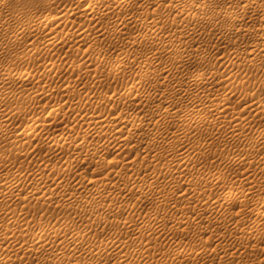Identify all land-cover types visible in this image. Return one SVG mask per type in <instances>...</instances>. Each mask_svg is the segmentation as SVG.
<instances>
[{"label": "rangeland", "instance_id": "374dc122", "mask_svg": "<svg viewBox=\"0 0 264 264\" xmlns=\"http://www.w3.org/2000/svg\"><path fill=\"white\" fill-rule=\"evenodd\" d=\"M224 1L225 0H217L216 5H220ZM259 1L261 2L262 0L254 1V6L256 7L257 5L256 9H260L259 13L261 14L263 13L261 15L263 16L264 2L262 1L261 3L263 4H261ZM99 4L100 5L104 4L102 7L108 6L110 10H113L114 12H117L124 16L126 15L134 16V17L142 16L143 18L149 20L150 23L146 25L130 22L125 26L124 30L134 36L141 31H149L152 25L165 30L163 33L157 36L155 40L156 42L160 40H165L167 38V35L170 33L173 34L174 42L168 43L167 47L170 48L174 47L177 49H181L182 54H185L183 60H174L169 58L167 55L166 48L162 47L160 49V59L156 60L154 63L149 59V57L152 49L154 48L155 41L143 42L139 46L137 54L134 55V53L131 52L133 44L127 40H119L117 38L112 37L113 36L112 33L108 35L104 33L101 36H97L99 35L98 33L95 34L94 30H90V33L86 34V36L84 37L85 38L84 41L81 43L78 42L75 35L78 22H82V23L87 22V24L91 25L90 27H93L94 29L100 27L102 23L108 24L111 28H114L118 25V22L116 20L111 21L107 16H95L91 20L90 18L91 15L90 14L87 15L89 10L86 8V4L79 5L77 0H0V68L5 65L11 67L13 70V72L10 74H2L0 72V98H1L0 99L1 102L0 129L2 130L11 129V132L13 134L15 133L18 134L22 130V128L24 129L25 126L31 124V117L36 115L37 116L41 115L42 119H45V116H47L48 112L53 111L57 113L59 116L58 117L57 115H55V118L57 117L56 121L58 120V123L56 122L58 124L57 127L61 128L68 134H72L73 136H78L79 130H81L79 132L80 134L82 133V131L88 129V124L82 123V120L79 118L81 117V115H77V116L74 115L73 113L74 112L73 108L75 107L74 103H70V104L68 103L62 105L60 103H57L58 101H62L67 94L72 95L79 90L84 91L85 88H92L93 90L91 89L92 91L90 92H94V95H92L93 93L90 92H89L90 94L89 93L88 94L89 97L90 95H92L90 99L93 100V97L100 92L106 95H110L114 91H123L125 88H127L132 83H134L139 78V75L143 74L149 76L151 73H153L156 67V63H160V62L162 63L164 62L168 64L176 71V74L171 76L176 80V83L185 84L188 83V81L191 78H193L195 73L198 71V67L195 64L193 65V60L195 63L197 57H200L202 55L203 56L208 55L209 57L208 56H207L208 58L206 57L207 60L204 63V67L202 71L206 72V77H207L205 79V82L203 83L204 88L206 90L208 88H214L212 90V92L214 93L213 94L210 93L209 94L210 96L207 95L206 91H202V90L193 93H190L188 90L185 92L182 91L184 92L183 94L171 95L167 90L166 85L163 84L161 78H159V81H157L153 78V76L150 75L149 76L150 78L144 82L143 87L148 86L150 83L154 84L155 82L157 83V87H158L156 93H152V95L148 99H146L144 102H141L143 93L139 89V94L137 98L133 102L124 103L120 105L119 109L131 108L132 112H134L133 113L134 115L136 114L143 116L146 122L141 126L138 132L144 133L147 132L149 128L153 127L154 123L156 122L161 123L162 126L165 127L166 129L170 128V126L171 127L174 126L175 123L174 119L171 120V122L164 121L162 118H160L159 115V110L164 111L165 107L168 104H172L174 107L180 108L182 110V114L184 115V117L182 115V118L187 117L193 111L192 110L193 107L200 106L199 112L202 114L201 121L196 122L195 125L192 124L190 126L191 133H188L185 136L181 135V139L185 143L187 141H190V143L187 142L189 147H193L195 149L194 150L192 148H187L186 150L187 151L186 154H188V151L190 150L189 151L190 155L189 154L188 155L190 157L192 156L191 160L193 161L192 163L193 165L191 164L192 168L191 167L190 168L193 170L195 169V172H197L196 171L197 169L213 171V172H224L223 174L226 173L225 175L228 176V177L226 176L227 179L233 177L236 178L240 176L241 173H244L245 170L247 171L248 169H252V170L257 169L258 173L264 174V166H263L264 164H262V166L258 165V163H260L258 162L259 161L258 159L264 156V140L257 141L254 147L248 148L247 145H244L248 141L256 140L258 138L260 130L264 131V109L262 107L256 109V105L255 107L250 105L251 103L253 104V101L257 102L258 101L257 99L259 97H264V55L260 54L259 56H253L249 54L250 53L249 50L252 48V45L261 39L259 38L260 35L259 36H256L257 34L254 35L253 37L255 38L253 39L252 36L251 38L249 36L250 38L249 40L248 37H247L248 39L246 37L241 38L237 34H236L237 36H235V34H231L229 35V37L227 35L226 36L220 35L217 32L218 30H216L215 32L213 31V33L215 34L217 32L218 33V34L216 33L217 35L214 36V34L211 33L213 34L211 36V34L207 33V35L204 36V34L206 33L202 32L201 28H199L200 30L197 28L198 32H200V34L199 33L197 34L198 36L195 34L191 35L190 34L191 30L187 27H184L186 20L190 17V15L182 11L179 7H175L172 10H165L164 8L156 5L142 7L140 2L131 3L130 5L128 4L125 6L124 4L117 5L116 3L114 4L110 2H105V3L101 2ZM259 6L260 8H258ZM68 8H74V10L76 11V14L74 16L76 24L72 27L65 25L64 24L65 21L61 18L62 13ZM252 9L253 8H250V10ZM40 14H46L47 16L41 23L40 27L35 28L34 22L38 19V16ZM206 21H210V20L206 18L202 24L208 26L209 22ZM257 21L259 20L257 19ZM251 23L252 22L247 23L246 25L243 24L244 28H249V29L251 28L252 30L254 28L253 25H255V23H252L253 25ZM192 26H194V24L190 25V27ZM175 28H177L178 30L174 31ZM22 29H24V32L22 34H19V31ZM196 36H197V41H196ZM216 36L219 37L218 39L219 41L217 40ZM222 36L223 37L225 36L224 40ZM192 37L195 39H192ZM203 37L205 38L203 39ZM207 37L209 39H207ZM256 38L259 39L257 40ZM189 39L191 40L189 41ZM226 39H229L228 40L229 43L227 42ZM186 40H188L189 44L191 43L190 46L192 45L190 47L188 44L187 49L181 47V41H186ZM253 40L256 41L254 42ZM221 43L225 47L227 45V48H224V46ZM221 49L227 51L224 52V50H222L225 53L224 56H222ZM229 51H233V53L232 52L229 53ZM235 51L236 53H234ZM205 52H207L208 54ZM227 54L229 55L231 54L232 56H228ZM120 60H124L122 61L124 68L117 72H113L111 70L112 64ZM49 63H52L54 65L53 70H45L43 68L46 64ZM74 63H76L77 65H74ZM214 70L215 71L219 70L221 72L223 70L224 71L222 72L223 73L222 74L221 72H215ZM230 70H232L233 72ZM211 71H213V73L215 72V74L220 73L222 75L220 76V74H218L219 76L216 75V77L213 78L215 74L213 75ZM231 72L233 74H230ZM170 74H172V72H170ZM224 74H227V76L226 75L224 76ZM49 75L55 76L56 81L55 82L46 81ZM222 76L224 78L228 77V80L227 78L223 79ZM221 78L223 80H221ZM68 80H70V85L64 86V83ZM215 80L217 81L215 82ZM229 82H231V84ZM48 87H51L53 89L52 97H49V95L47 97V95L45 94L46 92L43 91L48 89ZM223 91H226L228 93L230 99L229 102L228 100L226 101V105L229 106L227 107V109H225L226 107L222 109V113L228 117L227 119L232 117V115L234 117L237 115L238 117H240L241 114L242 116L240 117L239 121H242L243 119V122L246 123L244 124L242 122L240 125L245 126V128H243V126H240L242 129L237 128L235 130V133H232L231 131L228 132L223 131L224 128L227 126L226 123L225 124L224 122L219 123L218 120L216 121L214 119L216 104L217 102L221 101L222 97L220 98V96L223 94L222 93ZM217 92L218 94L219 93L220 94L219 95L215 94ZM30 93L32 96H34L33 94H38L39 96L37 95V98L36 96L34 97L36 98L35 100H31L29 98ZM212 96H214V98ZM243 99H247L248 101L247 100L244 101ZM249 102L250 104H248ZM99 103L98 104L100 105L103 112H108L112 109V104L109 101L104 100L102 102L100 101ZM238 111H240L239 114ZM73 115L76 118L80 119L81 121L76 119L75 117L74 120ZM60 119L65 121L63 122ZM59 120L61 122H59ZM59 123H61L62 125ZM80 125L82 126V128L80 127ZM228 129L230 130L231 127H229ZM240 130L243 131L240 133ZM36 132H40V130L37 128ZM100 132L101 131H99L98 133ZM210 132L212 133V138L206 139L205 141L204 138L206 137V134ZM198 134H202L201 140L198 139L197 142H193L197 140V137H194V135H198ZM45 135L46 134H44V136ZM186 136L187 138H189V140L186 138ZM134 138L137 137L134 136ZM193 138H195L196 140L195 139L192 140ZM163 140L164 142L166 141L165 144L164 142L162 143ZM163 140L158 141L159 144L157 141L152 142L150 140L152 145H150L149 144L150 142H148L147 144L144 143L141 146H138L139 147L137 148L139 153L138 156L140 157L137 156L138 159L136 158V162L133 168L142 169V167H144L147 164L146 167L148 171L146 169H142L141 171L143 172L140 173L139 175L140 178H143L144 180L146 179L151 180V179H155V177L157 179V176L155 175H158L157 180H159L160 182L159 185L162 184L161 186H159V190L163 191L164 194L176 186V182L171 178V174H176V171L178 169L177 166L179 163L177 164V166L176 165L172 166L173 169L170 170L169 172H167L166 168H163L162 172L166 171L165 173H167V176L166 174L159 175V172L162 170L161 169L162 167L166 166L167 163L168 166L172 163L173 160L178 159L180 157V155H177V152H180V150L177 151L175 150V148H173L175 145L174 143H171L172 140L169 142L170 140L169 138ZM182 140H179L178 142ZM37 142L39 143H35L34 146L31 147V150L30 151L28 150L29 152L26 151L28 153V156H30V154L32 153L30 157L26 156L27 155L26 152H23L22 155L18 157L19 159L17 158L16 160L17 163L16 161L15 164L14 162L10 163L8 165L9 169H6L8 168L7 166L5 168L6 170H11L14 166V168L12 169L13 173L11 171L8 172L9 174L4 173L6 175L8 174L10 177L13 175L15 176L16 172L14 171L19 170V168L21 170L22 167L23 172H21L20 175L21 176L23 174L25 175L22 176L23 178L20 177L22 181V184L20 182V188L22 187L26 189V192L29 189L33 190L35 187L34 184H33L34 187L31 185L32 183H34L35 175L29 176L31 175V173H29L31 172V170L29 171H27L28 169L26 170V166L29 165V161H31V159L32 160L36 159V161L37 160L40 161L42 159L44 160L45 157L47 158V156L48 157L50 156L51 157V158L49 157L50 159L55 158L51 160L50 165H53V163L55 164L56 163L55 161H57V164H61V161L65 159L64 157L65 155L59 157L61 161L58 159V157H55L50 154L48 155L49 153L48 146L42 143L40 140H37ZM198 142H200L201 144H199ZM154 143L156 146H153ZM170 143L171 146L173 145L172 147L169 146ZM191 143L192 145L195 143V145L192 146ZM112 145L113 143L111 142H105L103 144V147L106 149ZM72 147H74L73 144L65 145V152L72 150ZM169 147H171L170 149L172 152L170 151ZM196 147H198V149H196ZM0 150L6 151V148H4V146H2L1 143H0ZM167 153H170L172 156ZM143 154L147 156H144ZM173 154H175L176 156L174 155L175 156L174 157ZM111 155L115 156L117 155V153L112 151ZM81 156L82 155H80V157ZM247 156L248 157L251 156V157L248 158ZM26 157L28 159L30 158L28 160V163ZM147 157L149 162L147 160ZM172 157H174V159H172ZM244 157L247 160H244L245 159ZM79 158L75 161L76 164L75 175L77 172H79V170L84 171L86 175L88 174L87 176H91L99 173V171L93 168L86 170V168L83 166V163L81 162V159ZM144 158H146V160ZM153 158H155L154 162H156L157 160L158 163V164L154 163V166H153ZM235 158L236 159L238 158L237 159L238 161L236 163L233 162L234 164H232V161L236 160ZM89 159L98 160V156H91L89 157ZM137 160L139 162H142L143 164L137 162ZM50 165L47 167L48 171H45V173L48 172L49 175L51 173V171H49ZM135 165H137V167H135ZM158 165L162 167L160 168ZM156 166L159 168L156 169ZM151 169H153L152 173H150ZM2 172H4V170H2ZM131 173L132 171H129L126 174L130 175ZM163 175H165V177ZM24 176L25 178L26 176H28L27 179H25ZM53 176L54 174L51 173L50 178L54 179L55 176L54 177ZM68 176L69 175L65 177L66 179H62V177L60 176L59 180L62 179L63 181L65 182L67 181V183L69 182L70 184V182L73 181L71 179H74V176L73 178L72 176L69 177ZM130 176H132V174ZM56 177L58 178L59 176ZM166 177H168L169 179L168 181ZM51 179L48 180L49 182L47 181V185H49L48 183L50 182H51L50 184H53ZM74 180L76 181V179ZM164 181L166 182L164 183ZM187 186L188 185H184V187ZM214 189H216V187H214ZM198 191L206 192V193L209 192V191H204L202 186H198ZM262 192L264 193V191ZM42 194L43 193H41L40 191L37 196L38 198L35 197L32 200V198L30 199L27 197L26 199L25 194L23 198V194H17V191L14 192L15 201L11 206L12 207L11 210L15 211L14 213H20L21 209L24 207L26 212L25 214L27 215L26 216L27 218L25 217V220L27 222L33 220L32 222H28V223L37 224L36 225L37 227H35V224L34 226L30 224L29 229L31 230V232L29 231V235L30 234L32 235L34 231L33 229H36L35 230L36 232L38 231L37 230V228L39 227L38 222L42 223L41 225L45 224L44 226H46V224H48L49 226L51 225L47 221H43L45 217L46 218L53 217L52 219L56 218V220L58 218V221L54 222L55 227L56 226L64 227L62 226V223H66L63 224L65 226L69 223L71 226L72 224L73 225L82 224L81 226L87 227L86 224L90 223V221H92V225H94L92 219L97 215V213L99 217H102L105 215V213L110 214L112 212L119 211L121 209L120 206L122 205L120 203H116L115 204L117 207L116 208L114 207L115 206L114 204L112 205L110 204L111 206L108 204L104 206L105 208L101 207V209L100 208L96 209L98 211H101L98 212L90 209L92 207L95 209L94 207L95 204L89 205L93 203L91 202L93 198L88 197V199H86L88 201L85 202L84 198L87 197L81 198L82 196L79 193L76 195L81 197L80 198L76 197V200H74L75 201L74 205L72 204L74 207L68 201L65 200L64 202V200L59 198L58 196L54 197V199L50 200L49 202H44L42 201L44 197V195ZM136 194L137 196H140L143 195V192ZM19 196H21L23 199L21 197L19 198ZM257 199H258L257 195H255L254 200ZM134 201L137 202L135 197L129 198L127 200L128 205L124 206L125 207L124 215L126 216L130 212L131 214H134L135 217H138L139 220L146 219L148 221L147 225L149 227L147 226L143 230V233L156 231V234L161 233L160 235L162 238H166L167 240H170L173 244L180 245L185 249H187L188 251H192L194 253V257L187 263H183V264H264V232L258 233L252 237L248 235L242 236L241 233L239 232H236L234 230H228L224 227H221L222 229L220 228V231H223V236L220 239H216L214 238V235L209 236L210 229H212V227L207 229L208 232H205L203 228H198L196 226L194 221H195V217L198 214V210L193 209L187 212V214L189 215L190 219L193 221L192 227L194 228V231H191L190 233L187 234H181L177 232L176 231L177 229L173 228L171 225L172 219L176 218V216H179L182 212H184L183 210H185L183 209L184 204L180 201V198H178L175 202L171 203V205L169 206L167 205V207L165 206L166 209L163 207V205L162 207H157L158 204L157 202H159V200L157 202L150 200L151 202L149 201L148 204L143 202L141 205H139V207L135 206L136 203H134ZM69 205H71L72 208H69L70 207ZM84 206L86 207L85 209ZM224 207H230V209L234 212L239 209L238 205H236L235 203L225 204ZM106 208L110 210L108 211ZM159 208L160 209L163 208L164 211L162 212L163 210L162 209V210H158L159 212H157V209ZM152 210L154 211V214L153 216L151 215L152 217L149 218V213ZM68 211L69 214H67ZM156 212L158 216H155L157 215ZM162 215L163 216L166 215V217L170 216L169 217L170 220L168 218L166 222V224H168L167 227L165 224V226H163L162 228H159V226H157V228L154 229V227H156L155 226L156 219L162 218L163 217ZM248 215H249V208L246 209L244 214L241 215L239 218L248 217ZM43 216L44 219L41 218ZM38 217H40L41 219ZM121 217L123 218V216ZM32 218H36V220ZM37 218L40 220L37 221L38 220ZM153 218L155 219L154 222H153L154 220ZM111 223L112 222H110L105 228H102L103 226L95 227L94 225L96 229L92 230V233L98 234L99 232H101L102 237L111 236L115 238L117 237L121 240L128 239L129 243L132 245L136 243L137 235H140L139 232L135 234L130 233L129 234L130 236H128V233L125 230L123 231L122 228L117 227L118 225L117 223L114 225ZM153 223L154 225H152ZM90 226L91 223L88 227L90 228ZM35 231L34 233H36ZM121 231H123L122 232L123 234L121 233ZM212 233L213 232L211 231V234ZM29 235H28L29 238L34 236V234L32 236L30 235L31 237ZM10 237L9 240L6 239L8 243L9 241L12 242L13 241L12 239H14V237L13 238ZM124 237L126 239H124ZM6 240H4L5 242H2L0 244V258L6 259V260L4 259L5 262H3L2 264H41L40 261H42V264H44L42 259H40L39 261L36 258H34L35 254H32V251H28L29 253L28 252L25 253V255L29 256L26 257L24 255V252L22 254L21 253L22 251L18 249L13 250L12 247H10L12 246L11 243L8 244ZM237 244H240L239 248L238 249L233 248ZM8 251L9 252L11 251L12 253L11 252L9 253ZM15 252L18 254H16ZM46 253H47L46 251L38 252L40 256L41 255L44 256V254L46 255ZM29 254L32 256V258H30ZM9 255H12L13 257ZM18 256H21V258ZM33 258L35 260H33ZM153 258L158 259L164 264L174 263L171 254L155 251L152 245L147 246L141 254L133 257L129 261L133 264H138L144 262L145 260H151ZM7 259L9 261H7ZM16 259L17 262H15Z\"/></svg>", "mask_w": 264, "mask_h": 264}, {"label": "bare ground", "instance_id": "6f19581e", "mask_svg": "<svg viewBox=\"0 0 264 264\" xmlns=\"http://www.w3.org/2000/svg\"><path fill=\"white\" fill-rule=\"evenodd\" d=\"M216 1L217 0H77L79 5L86 4V8L89 10L87 15L88 14L91 15L90 17L91 20L95 16H107L111 21L116 20L118 22V25L114 28H111L108 24L102 23L100 27H98L97 29H94L93 27H90L91 25L87 24V22L86 23L78 22L75 35H76L77 41L81 43L84 41L85 39L84 37L86 36V34L90 33V30H94L95 34L98 33L99 35L97 36H101L104 33L107 35L112 33L113 34L112 37L114 38H117L119 40H127L131 42L133 44L131 52H133L134 55H136L138 52L139 46L143 42L155 41L157 36L163 33L165 30L152 25L149 31H141L134 36L124 30L125 26L128 23L135 22L137 24L146 25V24H149L150 21L147 20L146 18H143L142 16L134 17V16L121 15L117 12H114L113 10H110L108 6L102 7L104 4L100 5L99 3L110 2L114 4L116 3L117 5L124 4L125 6L128 4L130 5L131 3L140 2L142 7L156 5V6L164 8L165 10H172L175 7H179L182 11L190 15V17L186 20L184 27H187L191 30L190 31L191 35L192 34L197 35L198 33L200 34L197 28L198 29L201 28L202 29L201 31L206 33L204 34V36H206L207 33L211 34L213 33V31L215 32L216 30H218L217 32L220 35H225V36L227 35L228 37L231 34H235V36L238 35L241 38L243 37L249 38V36L251 38L252 36V39H253L255 38L253 37L254 35L256 34H257L256 36L260 35L259 38L261 39L257 41L256 43H254L256 40L255 41L253 40L254 42L252 43L254 44L252 45V48L249 50L250 53L249 52L248 53L253 56H259L260 54L264 55V15L261 16L263 13L262 14L259 13L260 9H256L257 5L256 7L254 6V1L256 0H225L220 5H216ZM262 1L264 2V0ZM250 8H253V9L250 10ZM258 8H260V6ZM262 8H263V5H262ZM75 14H76V11L74 10V8L66 9L61 15V18L65 21L64 24L68 25L69 27L74 26L76 24V21L74 19ZM46 16H47L46 14H40L38 16V19L34 22L35 28L40 27L41 23L46 18ZM206 18L210 20V21H206V22H209L208 26L205 24L204 25L202 24ZM257 19L259 21H257ZM250 22L255 23V25L251 23L254 26V28L252 30L251 28L250 29L244 28L243 24L246 25L247 23H250ZM191 24H194V26L190 27ZM177 30L178 29L175 28L174 31H177ZM23 32H24V29L20 30L19 34H22ZM216 33L215 34L213 33L214 36L218 34ZM213 34H211V36ZM197 36H196V41H197ZM225 36L224 37L222 36L223 40L225 39ZM219 37L216 36L217 40L219 39ZM204 38L205 37H203V39ZM192 39H195V38L192 37ZM207 39L209 38L207 37ZM190 40L191 39H189V41ZM226 40L228 42L229 39H226ZM173 42H174V37H173V34L171 33L167 35V38L165 40H160L157 42L155 41V45L151 51L149 59L154 63L156 60H159L160 59V49L164 47L166 48L167 55L169 58L174 59V60H183V57L185 54H182L181 49H177L174 47H171V48L167 47L168 43H173ZM188 44H189L188 40L181 41V47L183 48L187 49ZM224 48H227V45L226 47L224 46ZM222 50L224 49H221V51ZM225 51L226 50H224V52ZM224 52L222 51V56H224L225 54ZM231 52L233 53V51H229V53ZM234 53H236V51ZM227 55L232 56L231 54L230 55L227 54ZM207 56L202 55L200 57H197V59L195 60V63L193 60V65L195 64L198 67V71L195 73L193 78H191L188 81V83H185V84L176 83V80L171 77L172 75L176 74V71L164 62L156 63L155 70L150 75L153 76V78L157 81H159V78H161L163 84L166 85V88L171 95L183 94L185 91H188V90L190 93L202 90V91H206L207 95H209L210 93L213 94L214 92H212V90L214 88H208L206 90L203 86V83L205 82V79L207 77H206V72L202 71V69L204 67V63L207 60L206 59ZM122 61L124 60H120L112 64L111 70L113 72H117L123 69L124 66H123ZM74 65H77V64L74 63ZM43 68L45 70H53L54 65L52 63H49V64H46ZM0 72L2 74H10L13 72V70L11 67L4 65L0 68ZM166 72H169V73H166ZM170 72H172V74H170ZM211 72L214 75L215 72H221V71L218 70V71H215L214 73L213 71ZM232 72L230 74H233ZM218 74L216 73L213 78H215L216 75L219 76ZM222 74H220V76ZM225 75L227 76V74H224V76ZM149 76L141 74L139 75V78L134 83H132L127 88H125L123 91H114L110 95H106L101 92L96 94L95 92L96 95L93 97V100L90 99V97L94 95V92H90L93 89L85 88L84 91L79 90L72 95L67 94L66 97L62 101H58L57 103H60L61 105L68 104V103L69 104L74 103L75 104V107L73 108L74 115L75 116L81 115V117L79 118L82 120V123L88 124V129L85 131H82V133L80 134L79 132L81 130H79L78 136H73L72 134H68L61 128H58L57 127L58 120L56 121L57 117L55 118V115L58 116V114L53 111L48 112L47 116H45V119H42L41 115L40 116L36 115V116L31 117V124H28L27 126H25L24 129L22 128V130L18 134L15 132H14L15 134H13L11 132V129H5V130L0 129V143L2 144V146H4V148H6V151L0 150V244L2 242H5L4 240L6 239L9 240L10 236L12 238L14 237V239H12L13 240L12 242L9 241V243H11L12 245L10 247H12L13 250L18 249L22 251L21 252L22 254L24 252V255L28 251H32V254H35L34 258H36L39 261L40 259H42L44 264H48V263L49 264H133L129 260L141 254L147 246H151V245L155 251L171 254L174 260V263L172 264H177V263L183 264V263H187L188 261H190L194 257V253L192 251H188L184 247L173 244L170 240H167L166 238H162L160 235L161 233L156 234V231H150V232L143 233V230L148 226L147 225L148 221L146 219L139 220L138 217H135L134 214H131L130 212L128 213V215L126 216L124 215L125 213L124 206L128 205L127 200L132 197L133 198L135 197L137 200V202L134 201L136 205L133 203L135 206L139 207V205H141L143 202L148 204L150 200L156 201V202L159 200V202H157L158 203L157 207H162L163 205L164 208L165 206L167 207V205L168 206L171 205V203L175 202L178 198H180V201L184 204L183 209L185 210H183L184 212H182L179 216H176V218L172 219L171 225L173 228L177 229L176 230L177 232L181 234H187V233H190L191 231H194V228L192 227L193 221L190 219L189 215L187 214V212L193 209L198 210V214L195 217V221H194L196 226L198 228H203L205 232H208L207 229L212 227V229H210L209 236L214 235V238L216 239H220L223 236V231H220L221 227H224L228 230H234L236 232H239L241 233L242 236L248 235L252 237L258 233L264 232V193L262 192L264 191V174L258 173L257 169L255 168L256 170H252V169H248L247 171L245 170L244 173H241V175L239 174L240 176L236 178L233 177L234 179L233 178L227 179L228 176L225 175L226 173L223 174L224 172H213V171H206V170H201V169L200 170L197 169L196 170L197 172H195V169L194 170L191 169L192 168L191 164L193 163V161L191 160L192 156L191 157L189 156L190 150L188 149L189 155L186 154L187 152L186 150L187 148H192V149L194 148L189 147L188 143H190V141L186 140L188 143L187 142L185 143L181 139V135L185 136L186 134L191 133L190 126L192 124L195 125L196 122L201 121L202 114L199 112L200 106L193 107L192 109L193 111L187 117L182 118V115H183L182 110L180 108L174 107L172 104H168L165 107L164 111L159 110V115H160V118H162L164 121L171 122V120L174 119L175 121L174 126L172 123L173 127L170 126V128L166 129L165 127L162 126L161 123L156 122L154 123L153 127L149 128V130L144 133L138 132L141 126L146 122L143 116L136 115V114L134 115L133 114L134 112H132L131 108L119 109L120 105L124 103L133 102L139 94V89L143 93L141 102H144L146 99H148L152 95V93H156L158 87H157V83L155 82L154 84L150 83L148 86L143 87L144 82L150 78ZM228 76H231V75H228ZM226 78L228 80V77H225V78L223 77V79H226ZM223 79L221 78V80ZM46 81L55 82L56 77L49 75ZM216 81L217 80H215V82ZM229 83L231 84V82ZM69 85H70V80L64 83V86H69ZM230 87H233V86H230ZM43 91L46 92L45 94L47 95V97L48 95L49 97L53 96V89L51 87H48V89L43 90ZM89 92L93 93L92 95H90V97H89V94H90ZM222 93L223 94L220 96V98L222 97L221 101L217 102L216 104L214 119L216 121L218 120L219 123L220 122H224V124L226 123L227 126L225 125L226 127L224 128L223 131L225 132L231 131L232 133H235V130L237 128H241L240 126H243V125H240L243 122V119L242 121H239L242 115L240 114V117H238V115L235 117L232 115V117L227 119L228 117L222 113V109H224L225 107H226L225 109H227V107L229 106V105H226V101L228 100L229 102L230 96H228V93L226 91H223ZM215 94L219 95L220 93L218 94L217 92ZM30 95H29V98L31 100H35L38 94H33L34 96L32 95L30 96ZM35 96L36 98H34ZM214 96L212 97L214 98ZM104 100L109 101L112 104V109L108 112H103L99 105L100 104L99 102L100 101L102 102ZM243 100L246 101L247 99H243ZM257 100H258L257 102L253 101V104L252 103L250 104V102L248 104L252 105L253 107H255L256 105V109L260 107L264 109V97H259ZM0 106H1V102H0ZM239 113L240 111H238V114ZM74 115H73V118L75 117ZM60 120L59 122H61ZM243 123L246 124L245 122ZM80 127L82 128L81 125ZM229 127H231L230 130L228 129ZM37 128L40 130V132H36ZM243 128H245V126H243ZM99 131L101 132L98 133ZM242 131L243 130H240V133ZM44 134L46 135L44 136ZM134 136H136L137 138H134ZM194 137H197V140L193 138L192 140L194 139L196 140L193 142H197L198 139L201 140L202 134L194 135ZM166 138L170 139L169 142L172 140L171 143H174L175 146L173 148H175V150L177 151L180 150V152H177V155H180V157L178 158L179 162H178V159H175L168 166H167L168 163L166 164V162H165L166 166L163 164L165 167L161 166L162 167L161 168L158 165L162 169L159 172V175L166 174L167 176V173H165L166 171L162 172L163 168H166L167 172H169L170 170L173 169L172 166L174 165L177 166V164L179 163L177 166L178 169L176 168L177 169L176 174H171V178L176 182V186L174 184L175 187L170 189V191H167L166 192L167 194L166 193L163 194V191L159 190V186H161L162 184L159 185L160 182L159 180H157L158 175H155L157 176V179L156 177L155 179H151V180H148V179L144 180L143 178H140L139 175L141 172H143L141 170L142 169L147 170V167H146L147 164L144 166L145 168L142 167V169L133 168V166L139 154L137 150V148H139L138 146H141L144 143L147 144L148 142H150V140L152 142L154 141L158 142ZM209 138H212L211 132L206 134V137L204 138V140L206 141V139H209ZM187 139L189 140V138ZM37 140H40L42 143L48 146L49 148L48 155L49 154L53 155L55 157H58V159L62 155H65L64 156L65 159L63 161L59 159L61 161V164H57V161H55L56 163L55 164L53 163V165H50L51 160L55 158L50 159L51 157L49 156L50 157L49 158L47 155H45L47 156V158L45 157L44 160L42 159L40 161L37 160L38 162L36 161V159L35 160L31 159V161H29V165H27L28 167L26 166V170L27 169H28L27 171L31 170V172H29L31 173V175L28 174L29 176L35 175L34 183L31 184L32 186L34 184L35 187L33 186L34 187L33 190H30L28 188L30 191L27 190L26 192V189L22 187L20 188V182L22 184L20 177L25 175L23 173H22L23 174L22 176L20 175V173L23 172L22 167H21V170L19 168V170L14 171L16 173H15V176L14 175L10 176L12 178L9 177L8 172L10 171L12 172V169L14 168V166L13 168L11 167L12 169L10 168L11 170H6V169H9L8 165L10 163L14 162L15 164V161L20 155H22L23 152H26L28 150L30 151L31 147L34 146L35 143H39L37 142ZM179 140H182V141L178 142ZM260 140L261 141L264 140V131L262 130H260V133L256 140L248 141L244 145H247L248 148L254 147L256 142ZM105 142H111L113 143V145L105 149L103 147V144ZM163 142L164 140L162 141V143ZM171 143L169 146H171ZM198 143L201 144L200 142ZM67 144H73L74 147H72V150L65 152V145ZM149 144L152 145L151 142ZM194 145L195 143L192 146ZM153 146H156L155 143ZM171 147H169V149ZM198 147H196V149H198ZM112 151L116 152L117 155L112 156L111 155ZM26 154H27L26 156H28L27 152ZM167 154H170V153H167ZM80 155L82 156L80 157ZM174 155L175 154H173V156ZM91 156H98V160L89 159V157ZM144 156H147V155H144ZM174 157H172V159H174ZM78 158L81 159V162L83 163V166L86 168V170L93 168L99 171V173L91 175V176H87L88 174L86 175L84 171L79 170V172L76 173L77 175L76 176L75 175V170H76L75 161ZM29 159L28 158L26 159L27 163ZM144 159L146 160V158ZM154 159L155 158H153V166H154V163H157V160L156 162H154L155 161ZM237 159L235 161H232V164L236 163L238 161ZM147 160H148V157H147ZM244 160H247V159L245 158ZM258 160H259L258 162L261 163V165L260 163H258V165L262 166V164H264V156L260 157ZM137 162L139 161L137 160ZM139 163H142V162H139ZM49 165H50L49 171H51V173L54 174L55 176L54 179L50 178L51 173L50 175L48 174V172L45 173V171H48L47 167ZM137 165H135V167H137ZM6 166L8 168H6ZM159 167L156 166V169ZM153 169H151L152 171L150 170V173L153 172ZM2 170H4V172H2ZM27 171H24V172H27ZM129 171H132L131 173L132 176H130L131 174L130 175L126 174ZM4 173H8V174L6 175ZM67 175L72 176V178L74 176V179H76V181L74 179H71L75 182L71 181L73 183L70 182V184L69 182L67 183V181L66 182L63 181L62 179H66L65 177ZM56 176H59V177L57 178ZM60 176L62 177V179L59 180ZM163 176L165 177V175ZM27 177L28 176H26L25 178L24 176L25 179H27ZM166 178L168 181L169 180L168 177ZM49 179L52 180L53 184H50L51 183L50 182L48 183L49 185H47V181ZM53 180H56V181H53ZM165 182L166 181H164V183ZM184 185H188V186L184 187ZM198 186H202L204 191H209V192L206 193V192L198 191ZM214 187H216V189H214ZM16 191H17V194H23V198L25 194V198L26 197L30 199L32 198V200L35 197L38 198L37 197L38 193L41 191V193H43L42 195H44L43 200H42L44 202H49L50 200H53L54 197L58 196L59 198L63 199L64 202L65 200L68 201L71 205L72 204L74 205V202H75L74 200H76V197H79L76 194L79 193L82 196V197L80 196L81 198L87 197V198H84L85 202L88 201L86 200L88 199V197L93 198L92 201L89 200L93 202L89 205L95 204L94 205L95 209L93 207L90 208L89 206V208L93 211H98L96 209H99V208L101 209V207H104L105 205H108V204L115 205L116 203H120L122 204L121 206L119 205L121 209L117 212H112L110 214L105 213V215L102 217H99L97 213V215L92 219L93 224L95 225V227L103 226L102 228H105L110 222H112L111 224L113 225L117 223L118 224L117 227L122 228L123 231L125 230L128 233V236H130L129 235L130 233L135 234L138 232L140 233V235H137V241L135 244L132 245L129 243L128 239L125 238L126 236L124 237V239L126 240H121L117 237L115 238L111 236L102 237L101 232H99L98 230H97L99 232L98 234L92 233V230L96 228L94 227V225H92V221L90 220H89L91 223L90 228L88 227L90 223H87L86 224L87 227H85V226H81L82 224L81 225L72 224L71 226L69 223L65 226L63 224H66V223H62V222L60 223H62V226L64 227H60V226L55 227L54 222L55 221L57 222L58 218L57 220L56 218L52 219L53 217L52 218L45 217L44 219V216H43L41 217L44 219L43 221H47L51 225L49 226L48 224H46V226H44L45 224L41 225L42 223L38 222L39 224V227L37 228L38 231L36 232L35 231L36 229H33L36 233H34V231L32 230L33 231L32 235L34 234V236L30 234L32 236L31 237L29 235V231L31 232V230L29 229V226L31 223H28V222H32L33 220L28 221V222L25 220V217L27 215L25 214L26 212H25L24 207L22 208L24 210L21 209L20 213H14L15 211L11 210L12 208L11 206L15 201L14 192ZM140 192H143L144 196L143 195L137 196L136 193L139 194ZM147 195H150V196H147ZM255 195H257V198H258L257 200H254ZM20 197L21 196H19V198ZM229 203H235L236 205H238L239 209L234 212L230 209V207H224L225 204H229ZM71 205H69L70 207L69 206L68 207L72 208L73 205L72 206ZM23 206H26V205H23ZM122 206H123V209H122ZM114 207H116V205ZM85 208L86 207L84 206V209ZM248 208H249L248 217L239 218L241 215L244 214L245 210ZM106 209L108 210V208ZM162 209L160 208L157 209V212H159L158 210H162ZM152 211L149 213V218L152 217L154 214V211L153 212ZM163 211L164 209L162 210V212ZM98 212H101V211H98ZM67 214H69V211L67 212ZM121 216H123V218ZM155 216H158V214ZM169 217L168 216L166 217V215H164L162 218L156 219V221L154 217L153 222L154 221L156 222L155 223L156 227H154V229L157 228V226H159V228H162L163 226H165L167 219ZM32 219L36 220V218H32ZM40 219H38L37 221H39ZM23 221H26V222H23ZM34 224H31V225L34 226ZM36 225L37 224H35V227H37ZM152 225H154V223ZM167 225L168 224H166V227ZM123 231H121V233ZM211 231L213 232L212 234H211ZM28 235L31 238H29ZM239 246L240 244H237L233 248L238 249ZM39 251L41 252L46 251L47 253L46 255L44 254V256L41 255L42 256L41 257L40 254H38ZM24 255H21V256H24ZM9 256H12V255H9ZM21 256H18V257L21 258ZM25 256L27 257L28 255H25ZM30 258H32L31 255H30ZM34 258L33 260H35ZM4 259L0 258V264L5 262ZM7 261L9 260L7 259ZM15 262H17V259L15 260ZM40 262L42 264V261ZM138 264H164V263L159 261L156 258H153L151 260H145L144 262L138 263Z\"/></svg>", "mask_w": 264, "mask_h": 264}]
</instances>
